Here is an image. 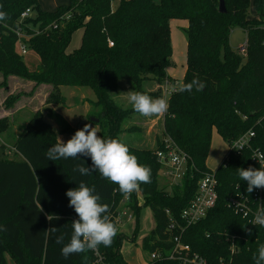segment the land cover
Returning <instances> with one entry per match:
<instances>
[{
	"label": "trees",
	"instance_id": "trees-1",
	"mask_svg": "<svg viewBox=\"0 0 264 264\" xmlns=\"http://www.w3.org/2000/svg\"><path fill=\"white\" fill-rule=\"evenodd\" d=\"M112 1L68 0L49 11L41 7L40 0H0V11L8 15L0 23V70L6 86L8 74L53 85L55 90L48 100L54 103L66 99L59 91L61 85L92 88L97 95L95 104L102 108L99 117L104 120L96 122L87 115L84 125L95 123L103 128L105 124L102 137L125 143L140 164L151 168V182L141 184L138 191L126 197L117 184L98 171L91 176L73 172L76 164L91 166L90 157L81 156L82 161L47 160L46 150L58 142V134L72 132L73 127L61 114L51 111L49 116L60 126L56 131L37 111L9 150L0 142V225L6 228L0 231V264H8L6 254L16 264H92L98 258L96 252L110 264H129L120 251L122 234L115 217L125 198L133 209L139 210L138 192L155 219L144 247L150 252L168 249L169 244L158 240L166 237V209L179 216L195 196L199 179L211 171L207 158L213 130L230 146L252 129L254 148L264 152V0H225L224 13L219 11L220 0H119L115 8ZM28 7L34 14L20 23L21 13ZM174 18L188 22L187 67L182 83L196 76L206 87L199 92L175 91L167 101L169 109L164 113L162 135L172 138L195 165L182 183L167 190L159 184L161 164L156 150L163 147L160 137L155 148H140L123 141L119 132L129 109L118 105L112 94L122 80L132 83L138 92L143 91L139 88L148 79L159 84L176 81L167 72L173 56L170 20ZM19 26L26 33L23 41L40 58L34 69L20 51V39L15 32ZM236 26L247 32L246 55L230 46V34ZM79 28H84L81 45L67 52L73 33ZM154 93L159 97L161 90ZM7 122L6 118L0 119V134ZM250 166L258 169L251 150L237 153L229 149L216 169V205L186 232L185 242L212 261L228 255L234 243L238 247L236 263L255 264L253 253L264 244V227L250 224L228 207L231 195L247 192V182L239 178L237 169ZM81 180L95 187L94 194L101 197L99 203L109 205L118 231L110 247L100 245L96 251L74 254L65 260L60 254L63 245L55 242V236L63 233L65 243L70 239L71 222L78 217L74 208L68 206L65 193ZM49 214L60 219L49 221ZM52 226L59 231L46 234L45 230Z\"/></svg>",
	"mask_w": 264,
	"mask_h": 264
},
{
	"label": "rangeland",
	"instance_id": "rangeland-1",
	"mask_svg": "<svg viewBox=\"0 0 264 264\" xmlns=\"http://www.w3.org/2000/svg\"><path fill=\"white\" fill-rule=\"evenodd\" d=\"M154 1L159 2L160 0ZM64 2H66V0H44L45 5L48 7ZM118 3L119 0H113L112 8L117 7ZM187 28L188 22L185 19L174 18L170 20L173 56L171 57V64L167 67V72L170 76L181 82L187 67ZM83 32L84 28H79L73 33L71 42L66 50L67 52H72L80 47ZM246 42V30L241 26L234 27L231 31L229 40L231 48L240 53V47ZM23 58L32 69L38 67L40 64V58L33 49L28 48L27 53L23 55ZM5 76L7 78V86L4 83V73L0 70V119L6 118L8 121L6 129L0 134V142H6L5 144L7 145V148L13 144L14 139L20 134L22 129L25 128L29 120L37 111L42 112V115L52 123V127L56 131L59 130L60 126L54 118L49 116L51 111L58 112L69 124H71L73 127L72 132L58 134V137L63 142H67L75 132L79 130V124H81L84 118H87V115H90V118L96 122H99L101 118L104 120L103 116L101 118L99 117L102 108L100 105L95 104L97 95L90 87L61 85L59 91L66 99L54 103L51 100H48L51 93L55 90L53 85L47 84L46 86V83L37 84L32 79L16 74H8ZM163 84H165V86H162ZM163 84L148 79L142 83L139 90L142 89L143 91L140 92L146 93L154 99L161 98L164 97V89L166 91V88H171L173 85V83L167 82H164ZM137 90L138 89H135L133 84L129 81L122 80L119 82L118 90L112 94L115 99L114 101L118 105L125 109H129V113L123 120L122 127L120 128L119 136L123 141L130 143L131 145L140 148H155L158 137H160L162 144L165 140L164 138L169 137L167 135H162L164 129V114L153 117H144L135 112L128 101L127 92H138ZM159 90H161V95L157 97L154 92H159ZM9 97L10 101H8ZM27 100H32L30 101L31 104L25 108L21 107L22 110H19L12 115L2 111L3 109L10 110L13 107L15 108L19 103H28ZM36 108L37 111H34ZM10 118H12L13 121H11ZM91 125L96 128L97 135L102 137L103 128H106L105 124L103 128L100 126L101 124L94 123ZM229 149L230 146L228 145V142L225 141L217 130H213L211 146L207 158V166L211 170H216L225 160ZM167 181L168 180L160 175V186H166L167 190H171L173 184ZM131 202L132 205H135V200ZM137 205L139 206V210L136 208L133 209L130 206V201L125 198L119 204L118 213L115 217L119 232L122 234L120 251L129 264H144L148 261L151 252L144 247V244L147 236L155 227V219L152 210L145 204V199L139 192L137 193ZM125 210H127L128 213H132L133 218L131 220L126 219L123 214ZM6 258L8 264H16L9 254H6Z\"/></svg>",
	"mask_w": 264,
	"mask_h": 264
},
{
	"label": "clouds",
	"instance_id": "clouds-1",
	"mask_svg": "<svg viewBox=\"0 0 264 264\" xmlns=\"http://www.w3.org/2000/svg\"><path fill=\"white\" fill-rule=\"evenodd\" d=\"M2 8V6H0ZM8 15L0 11V22L6 21ZM206 83L198 77L187 83H180L175 90L178 92H199L204 90ZM128 101L135 112L144 117L159 116L166 113L169 104L164 98H152L146 93L129 91ZM47 160L58 161L81 160L80 157H90L92 164H76L73 172L81 176H91L93 172H99L103 178L117 184L119 191L124 196H130L138 191L141 184L151 182V168L140 164L138 158L131 154L128 146L116 138H104L97 135V130L91 124H85L65 143L58 137V142L50 146L45 153ZM259 159H264L260 156ZM82 161V160H81ZM239 178L247 182L248 193L254 189L264 188V168L237 169ZM95 187H89L83 180L72 189L66 191L69 207L74 208L76 219L71 222V235L67 243L64 242V234L55 236V242L62 244L61 256L67 260L74 254H80L89 250L96 251L100 245L110 247L113 238L117 235V227L113 222L109 205L101 204V197L94 194ZM49 221L60 219L59 216L49 214ZM253 225L259 224L264 227V207H261L254 215ZM6 228L0 225V231ZM59 228L54 226L45 230L46 234H56ZM249 234H251L249 232ZM255 264H264V244L258 247L257 253H253Z\"/></svg>",
	"mask_w": 264,
	"mask_h": 264
},
{
	"label": "built area",
	"instance_id": "built-area-1",
	"mask_svg": "<svg viewBox=\"0 0 264 264\" xmlns=\"http://www.w3.org/2000/svg\"><path fill=\"white\" fill-rule=\"evenodd\" d=\"M33 14V9L28 7L21 13L20 23ZM65 16H67V18L69 17V15ZM22 28V26H19L18 29H15V32L20 39V51L22 54H26L29 47L28 44L23 41L24 37H26V33ZM108 41L111 45L113 44L111 40ZM239 51L243 55L247 54L246 43L240 47ZM180 83L182 82L176 80L171 88H166V92L172 94L176 91L175 87H178ZM254 137L255 132L250 129L233 140L230 148L237 153L246 149L251 150L252 161L258 165V169L260 167L264 168V159H259L260 156H264V152L259 148H254ZM164 139L163 147L156 150V156L161 164L159 172L160 175L171 184L178 185L183 182L186 175L193 171L195 165L189 154L181 149L172 138L167 137ZM218 184L219 181L216 170L207 171L198 181V188L195 196L190 203L182 209L179 216H174L170 209H166L168 218L165 231L166 237L161 239L158 238V240L163 244H169V248H159L152 251L150 253V258L144 264H154L157 261H172L176 264H238L235 260L238 247L234 243L230 245L231 248L228 255H221L215 261H212L195 251L192 245L184 240L188 228L206 218L210 210L216 205ZM228 207L252 224L251 222L254 220V215L261 207H264V188L254 189L251 193L241 191L231 195L228 199ZM123 214L128 220L133 218L132 213H128L127 210H125ZM97 255L98 258L92 264H110L105 262L101 255L98 253Z\"/></svg>",
	"mask_w": 264,
	"mask_h": 264
},
{
	"label": "crops",
	"instance_id": "crops-1",
	"mask_svg": "<svg viewBox=\"0 0 264 264\" xmlns=\"http://www.w3.org/2000/svg\"><path fill=\"white\" fill-rule=\"evenodd\" d=\"M68 3V0H66V2H64V3H57V4H54L53 6H51V7H48L47 5H45V3H44V0H40V4H41V7L42 8H44V9H46V10H49V11H52V10H54L57 6H59V5H63V4H67ZM178 81V80H177ZM179 82H181V81H179ZM47 84L48 83H46V86H47ZM35 85H36V83H35ZM49 85H51V84H49ZM42 86V85H41ZM162 86H165V84H163ZM168 86V85H167ZM39 87V86H38ZM163 95H164V97H162V98H164V99H166V101H168V99H169V94L165 91V89H164V93H163ZM33 97H35V96H33ZM30 101H32V100H27V102L28 103H19V105L18 106H16L15 108L13 107V108H11L10 110H2L4 113H8V114H13V113H16L17 111H19V110H22V108H25L26 106H28L29 104H31L30 103ZM20 102V101H19ZM18 104V103H17ZM22 107V108H21ZM34 111H37V108L36 109H34ZM1 117V116H0ZM11 119V121H13V119L12 118H10ZM6 143V142H5ZM12 145H10L9 146V148L7 149V150H9L10 149V147H11ZM12 258V257H11ZM7 259V258H6ZM15 262V261H14ZM7 263H8V260H7ZM16 263V262H15Z\"/></svg>",
	"mask_w": 264,
	"mask_h": 264
},
{
	"label": "water",
	"instance_id": "water-1",
	"mask_svg": "<svg viewBox=\"0 0 264 264\" xmlns=\"http://www.w3.org/2000/svg\"><path fill=\"white\" fill-rule=\"evenodd\" d=\"M219 11L220 12H226L227 8H226V4H225V0H220V5H219ZM87 121V118H84L83 121L81 122V124H79L78 129L81 128V126Z\"/></svg>",
	"mask_w": 264,
	"mask_h": 264
}]
</instances>
